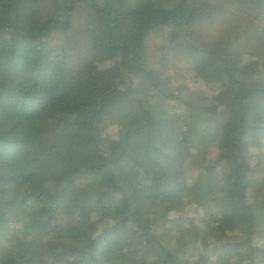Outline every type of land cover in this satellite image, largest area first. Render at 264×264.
Wrapping results in <instances>:
<instances>
[{"label":"trees","instance_id":"obj_1","mask_svg":"<svg viewBox=\"0 0 264 264\" xmlns=\"http://www.w3.org/2000/svg\"><path fill=\"white\" fill-rule=\"evenodd\" d=\"M236 1L0 0V264H256L264 0ZM225 13L228 32L195 35ZM154 35L199 92L172 96Z\"/></svg>","mask_w":264,"mask_h":264},{"label":"rangeland","instance_id":"obj_2","mask_svg":"<svg viewBox=\"0 0 264 264\" xmlns=\"http://www.w3.org/2000/svg\"><path fill=\"white\" fill-rule=\"evenodd\" d=\"M220 1V0H218ZM221 1H228V0H221ZM235 0H232V3H234ZM237 2V1H236ZM238 6L240 7L241 12H246L251 8V5L247 0L244 1H238ZM229 6V5H228ZM227 6V7H228ZM238 10L232 9V13H238ZM240 15H242L239 12ZM231 15V14H230ZM228 13L224 14L214 26L207 27V26H200L195 31V35L200 36L205 41H215L221 34L228 32L232 27L235 26V20L234 16H230ZM238 15L237 17H239ZM82 18L86 20L85 13H82ZM75 28L74 32L72 34H69L66 37V41H69L68 49H70L73 46V49L69 51L70 55H73V60H80L86 57V50L87 48L83 47L85 46V40L80 39V34L78 33L82 27V21L81 22H75ZM79 39V40H78ZM61 44H63L61 42ZM149 46V53L150 59L152 62L156 63L157 65V73L161 77H170V88L173 90L172 96L176 98L181 92H190L191 94H194L196 92H199L202 88L198 85L196 81L192 78V72L190 71V63L184 59L182 56L173 54L172 56L170 54L163 55L161 52H163V41L158 36H152L148 42ZM67 49V50H68ZM141 100L146 103V98H141ZM147 104V103H146ZM158 106L165 107L161 100H157ZM176 99L169 100L168 104L166 105V110L169 112L172 111L176 115H180L179 110L175 106ZM173 109V110H172ZM171 113V112H170ZM214 125H215V131L216 135L218 137H222L224 134L225 126H226V113L221 108L217 115L212 118ZM193 176V175H192ZM251 198L254 202H257L259 204H262L264 202V196L262 193L258 191H252L251 192ZM87 221V219L85 220ZM153 225H158L160 222L159 220L155 219L152 220ZM125 244V241L123 242ZM210 264H224L223 261H214ZM256 264H264V254L260 253L258 255V261Z\"/></svg>","mask_w":264,"mask_h":264}]
</instances>
